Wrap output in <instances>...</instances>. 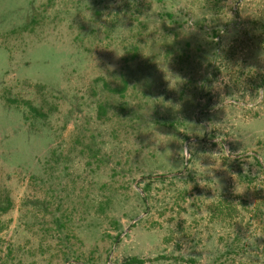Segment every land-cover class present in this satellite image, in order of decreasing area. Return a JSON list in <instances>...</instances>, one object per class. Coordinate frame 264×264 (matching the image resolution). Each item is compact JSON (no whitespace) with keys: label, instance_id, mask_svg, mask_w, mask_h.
<instances>
[{"label":"rangeland","instance_id":"obj_1","mask_svg":"<svg viewBox=\"0 0 264 264\" xmlns=\"http://www.w3.org/2000/svg\"><path fill=\"white\" fill-rule=\"evenodd\" d=\"M261 51L264 0H0V264H264Z\"/></svg>","mask_w":264,"mask_h":264},{"label":"clouds","instance_id":"obj_2","mask_svg":"<svg viewBox=\"0 0 264 264\" xmlns=\"http://www.w3.org/2000/svg\"><path fill=\"white\" fill-rule=\"evenodd\" d=\"M190 30V29H189ZM189 30H187V31H189ZM185 31V30H184ZM257 60L260 62V63H262V64H264V51H261V53L259 54V56L257 57ZM223 103V102H222ZM222 105V104H221ZM237 194H239V193H237Z\"/></svg>","mask_w":264,"mask_h":264}]
</instances>
